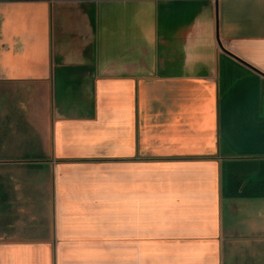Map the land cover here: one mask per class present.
I'll return each mask as SVG.
<instances>
[{
	"label": "crops",
	"instance_id": "0c3cea01",
	"mask_svg": "<svg viewBox=\"0 0 264 264\" xmlns=\"http://www.w3.org/2000/svg\"><path fill=\"white\" fill-rule=\"evenodd\" d=\"M0 264H264V0H0Z\"/></svg>",
	"mask_w": 264,
	"mask_h": 264
}]
</instances>
